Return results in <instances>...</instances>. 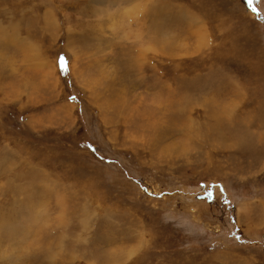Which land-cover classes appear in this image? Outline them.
<instances>
[{
    "label": "rangeland",
    "instance_id": "rangeland-1",
    "mask_svg": "<svg viewBox=\"0 0 264 264\" xmlns=\"http://www.w3.org/2000/svg\"><path fill=\"white\" fill-rule=\"evenodd\" d=\"M0 264H264V0H0Z\"/></svg>",
    "mask_w": 264,
    "mask_h": 264
},
{
    "label": "snow or ice",
    "instance_id": "snow-or-ice-1",
    "mask_svg": "<svg viewBox=\"0 0 264 264\" xmlns=\"http://www.w3.org/2000/svg\"><path fill=\"white\" fill-rule=\"evenodd\" d=\"M250 2H251V0H250ZM253 11H255V9H253Z\"/></svg>",
    "mask_w": 264,
    "mask_h": 264
},
{
    "label": "water",
    "instance_id": "water-1",
    "mask_svg": "<svg viewBox=\"0 0 264 264\" xmlns=\"http://www.w3.org/2000/svg\"><path fill=\"white\" fill-rule=\"evenodd\" d=\"M209 199H211V197Z\"/></svg>",
    "mask_w": 264,
    "mask_h": 264
}]
</instances>
